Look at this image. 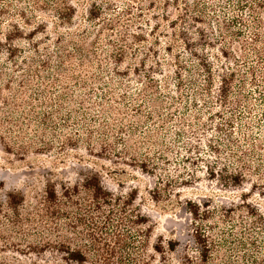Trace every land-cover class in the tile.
Listing matches in <instances>:
<instances>
[{
  "label": "rangeland",
  "instance_id": "374dc122",
  "mask_svg": "<svg viewBox=\"0 0 264 264\" xmlns=\"http://www.w3.org/2000/svg\"><path fill=\"white\" fill-rule=\"evenodd\" d=\"M89 170L146 264H264V0H0V264H77L46 196Z\"/></svg>",
  "mask_w": 264,
  "mask_h": 264
},
{
  "label": "trees",
  "instance_id": "16d2710c",
  "mask_svg": "<svg viewBox=\"0 0 264 264\" xmlns=\"http://www.w3.org/2000/svg\"><path fill=\"white\" fill-rule=\"evenodd\" d=\"M99 31L96 35L101 38L103 30L98 34ZM90 35L91 32L86 31L85 34L75 36L78 43L76 49L81 50L90 46L88 42ZM117 50L114 59L119 62L125 53L122 48ZM62 53L65 57L64 65L68 66L66 73L60 74L63 82L82 80L83 76L81 77L79 73L85 72L86 75L90 72L91 64L86 59L81 63L76 61L72 52L63 50ZM223 81L227 85L229 79L225 77ZM226 99L227 93L223 101ZM126 147L127 152H131L132 149L133 152L139 150L137 140L134 138L126 143ZM143 164L144 170H150L146 161H143ZM242 164L247 168L245 163ZM4 195L7 198L9 193ZM46 197L53 202V235L62 240V250L67 254L66 261L77 264L147 263L144 255L147 236L145 229L149 231L150 228L141 226L147 225L148 220L137 212L129 216L126 207L120 203L122 198L114 197L112 192L102 185L97 173L89 170L83 181L74 185H65L62 191H58L54 184L49 185ZM191 212L199 215L197 209H191ZM132 231L135 233L131 234ZM72 242L75 244L73 245ZM204 248L208 251L210 245L206 244Z\"/></svg>",
  "mask_w": 264,
  "mask_h": 264
}]
</instances>
